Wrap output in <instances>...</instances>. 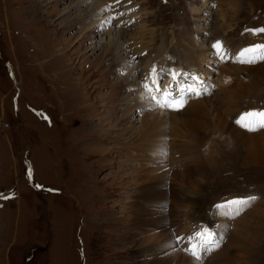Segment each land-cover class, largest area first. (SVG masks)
<instances>
[{"label":"rangeland","instance_id":"rangeland-1","mask_svg":"<svg viewBox=\"0 0 264 264\" xmlns=\"http://www.w3.org/2000/svg\"><path fill=\"white\" fill-rule=\"evenodd\" d=\"M98 2L0 0V264L143 261L130 230L139 218L130 203L135 180L162 178L171 194L185 188L178 175L194 173L197 162L205 172L197 179L210 187L208 211L162 238V264H264V151L254 165L246 155L264 146V127L247 130L229 118L264 107V0H128L139 15L132 31L115 28L128 20L96 10ZM218 39L233 47H211ZM129 45L147 54L131 53L128 61ZM243 46L257 56L249 58ZM155 63L160 74L188 70L179 85L198 87L181 111L165 110L158 86L160 100L154 93L136 98L142 69L131 67ZM149 81L155 88L157 73ZM147 138L162 143L148 145ZM91 145L101 155L83 149ZM199 224L215 227L222 246L208 238L211 247L196 259L190 248L199 256L192 243L200 236L191 229ZM148 233L142 237L156 241V230Z\"/></svg>","mask_w":264,"mask_h":264},{"label":"bare ground","instance_id":"bare-ground-1","mask_svg":"<svg viewBox=\"0 0 264 264\" xmlns=\"http://www.w3.org/2000/svg\"><path fill=\"white\" fill-rule=\"evenodd\" d=\"M98 5H99V7H98ZM118 6H119L118 4L109 6L108 3H106V2L104 3V1L99 0L98 4L95 6V8H96V10H98V8H100V9L104 8L105 11L113 12L111 17L114 18V16L117 15L119 12V11H117ZM207 12L209 13L210 10H208ZM106 17L108 18V15H106ZM109 17H110V15H109ZM103 19L104 18H102V20ZM104 21H107V20L104 19L103 22ZM119 21H120V19H118L117 22H119ZM107 23H108V21H107ZM107 23H105V24H107ZM100 24H103V23H100ZM220 40L222 42H220ZM220 40H218L216 43L214 42L213 45L219 43V44L224 45V47H226V49L233 47V44H231L230 41H228L226 39H220ZM260 42H264V40L263 41L260 40ZM213 45H212V47H213ZM133 47H136V46L129 45V48L125 49V51H124L126 53L125 55H127L126 57H127L128 61H129L131 53H134L135 52L134 50H137V48L134 49ZM258 47H260V45L257 46V48ZM243 49H245V46H243ZM230 50H229V52L235 53V57H239L238 55H236V53L238 51H234L233 49H230ZM198 51L201 53H204V54L206 53V49H204V47H200V49H198ZM136 52L138 53L140 51L137 50ZM158 54L161 55L162 57H160V58L162 60H164V54H162V50H160L158 52ZM246 57H248V56H245V58ZM204 59H208V57L206 56V57H204ZM152 61H154V60L152 59ZM148 64L145 66H140L136 69L131 67V69L133 72L138 71L139 69H142L144 71L145 82L143 83V86L147 88L149 94L154 93L155 97L153 96V98H152V99H154V101L159 99V97L156 95V93L158 91V89L156 88L157 86L159 87V89L161 88L160 91L162 94H164L163 95L164 99H165V97H168V96L171 97V96H175L177 94L182 95L184 98H186V95L189 91L191 93H193V96H197L199 94V89L197 86L192 85L187 90H184L183 85H182L183 83L181 85H179L182 82L181 80H183V78H184V80H186L185 79L186 76L184 77L185 74L181 78H179L180 76H178V75L172 76V74H177V72H178L177 68L175 70H173L171 73H169L170 77H168V78L166 77L163 81H162V79H160V76L158 75L159 84L157 85V81H154L155 88L151 87L152 85L150 84L149 80L154 79L155 74H156L155 70L162 68V65L155 63V64H152L153 66L150 67ZM184 72H189V71L184 69ZM137 84H138V82H137ZM172 87L175 91L174 93L171 90ZM137 88H138V85H137ZM137 88H136V90H139V91L137 93L136 98H142L143 95L145 94V91L141 88L140 89H137ZM153 88L155 91H153ZM179 88H181L182 91H177V89H179ZM163 97H162V100H163V104L165 106ZM173 108H175V107H173ZM176 110H179V109L177 108ZM239 111H237L236 113H238ZM236 113H233L230 115L229 118L231 121H232V119ZM257 125L261 126L262 125L261 121H260V124H255L254 126H257ZM147 132H149V136H153L154 133H156V132H154V129L147 130ZM138 134L139 133H137V135ZM102 139H104V138H102ZM149 140H150V138H147L145 140V142H146V144L152 145V146H155V145L157 146V145L162 143V140H158V139H151L150 141ZM86 147L83 149L88 150V152H90V154L96 153V154L101 155V153L103 152L102 150H99V151L94 150V149H92L91 151L89 150V148L99 147L98 145H91V146H86ZM130 147H131V145L128 146V148H130ZM122 149H124V148H122ZM263 151H264V146L259 147L258 145H253V146H251V150L246 155H247V158L251 159V161L253 162L252 164L254 165L257 157H259V152L262 155ZM88 152H86V153H88ZM87 155H89V154H87ZM105 155H107V153H105L102 157H104ZM94 159H96V158L94 157ZM193 164L195 165L196 163H193ZM196 166H198V169L197 170L193 169L194 173H190L189 174L190 177L188 176V174L185 175L183 173L178 175L179 176L178 182L185 185V188L180 187L179 189H175L172 191L171 194L167 193L166 183H164V182H163L164 184L162 183V180H161L162 178H160L159 181L153 182L152 181L153 176L143 173L144 175L140 176V179L135 180V181H137V184L138 183H140V184L137 185L134 193L132 194V200L133 201L130 203H131V205H134L136 203V205H135V214L136 215L135 214H133V215H135V216L139 215V218H137V219L132 218L130 220V224H131L130 230L132 231V234L134 235V241H135L134 247L140 248L138 250L137 256L145 257L143 261L136 262L135 264H162V262L168 257V256H164V251H165L164 248L166 247V244L164 242H162V238L163 237L164 238H170L171 237L172 231H170V230L172 227H176L175 231L177 233V230H179L181 225L188 226L190 223L197 221L199 216H202L203 214L206 213V211H208V210H206V207H207V205L210 204V198H211L210 191H209L210 187L207 186L205 188V186L203 184H201L200 180L197 179V176L199 175V173H202V172H200V170L202 169L203 165L200 164L199 162H197ZM203 169H202V171H203ZM204 173L205 172L203 171V175H204ZM187 179L192 180L193 183L191 184L190 182H188L186 184L185 180H187ZM194 182H195V184H197L196 187L193 186ZM202 193L204 194V196ZM165 200H168V202L166 203V206H168V209L164 210L165 206H163V205L160 206L161 205L160 203L165 201ZM160 207H163V209L159 210ZM150 230H156V234L154 235V237L156 238L157 242L151 241L149 239H144L142 237V236H148L149 235L148 232ZM149 237H151V236H149ZM169 246H170L169 249L175 247V245L173 243L169 244ZM245 250H247V248ZM175 254L176 253L172 252L171 256H175ZM167 255H169V254H167ZM252 257L254 258V256H252ZM246 261H248V263H243V264H256L257 263L255 261H253L251 258L249 260H246Z\"/></svg>","mask_w":264,"mask_h":264},{"label":"snow or ice","instance_id":"snow-or-ice-1","mask_svg":"<svg viewBox=\"0 0 264 264\" xmlns=\"http://www.w3.org/2000/svg\"><path fill=\"white\" fill-rule=\"evenodd\" d=\"M213 47H214V48H218V47H219V43L213 45ZM158 90H159V89H158ZM171 106L175 107L176 105L173 104V105H171ZM261 127H264V124H262ZM253 130H254V129H253ZM249 199H253V200H254L255 197H250ZM230 203H234V201H233V202H230ZM193 254H194V253H193Z\"/></svg>","mask_w":264,"mask_h":264},{"label":"water","instance_id":"water-1","mask_svg":"<svg viewBox=\"0 0 264 264\" xmlns=\"http://www.w3.org/2000/svg\"><path fill=\"white\" fill-rule=\"evenodd\" d=\"M162 2L165 4H171V3H174L175 0H162Z\"/></svg>","mask_w":264,"mask_h":264}]
</instances>
